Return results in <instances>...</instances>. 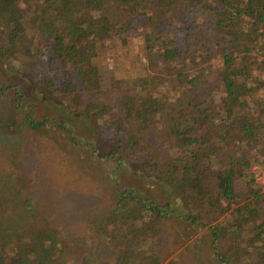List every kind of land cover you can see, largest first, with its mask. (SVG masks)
<instances>
[{"label": "trees", "instance_id": "trees-1", "mask_svg": "<svg viewBox=\"0 0 264 264\" xmlns=\"http://www.w3.org/2000/svg\"><path fill=\"white\" fill-rule=\"evenodd\" d=\"M216 1L221 4L217 12L209 0H0V63L26 73L51 99L45 106L50 110L37 115L36 100L22 86L0 82V264H82L66 229L34 209V172L31 177L23 167L20 152L31 148L42 159L55 151L45 137L50 133L91 157L135 163L142 174L177 187L186 205L183 220L197 230L207 228L218 264H264V216L258 202L264 185H254L246 163L250 151L264 150V104L244 82L254 64L249 62L251 36L264 24V0ZM205 8L217 16L206 30L216 28V44L231 46L220 47L219 99L209 92L192 95L202 80L199 74L187 79L177 72L178 88L185 85L191 93L179 103L147 77L105 85L96 60L114 39L140 28L145 50L168 66L185 57L195 64V50L205 53L207 61L209 35L199 22ZM242 17L250 34L228 41L223 32L236 28ZM208 73L202 70L203 76ZM248 94L254 105L240 115ZM214 112L219 119L212 129ZM76 120L96 136V143L77 136L68 123ZM238 180L244 181L243 193ZM232 204H239L232 210L235 216L221 221ZM174 212L173 201L118 190L109 211L88 226L92 238L103 239L116 252L113 264H132L148 239L159 244L169 233L167 222ZM146 260L162 264L164 258Z\"/></svg>", "mask_w": 264, "mask_h": 264}, {"label": "rangeland", "instance_id": "rangeland-1", "mask_svg": "<svg viewBox=\"0 0 264 264\" xmlns=\"http://www.w3.org/2000/svg\"><path fill=\"white\" fill-rule=\"evenodd\" d=\"M209 3L213 6L214 12L220 10L221 4L216 0H209ZM198 8L201 12V7L198 6ZM214 12L205 8V12L199 17V22L205 24L204 28L216 21L217 16ZM246 20L242 17L236 28H228L223 32L228 41L235 39L239 34H250V24ZM173 23L169 18L168 24L173 25ZM142 29L114 39V45L96 60L102 69L107 87L147 77L149 83L155 81L159 86L161 85V91L170 94L171 99H175L178 103L180 100L185 101L183 97H187L191 93L195 97L200 92H209L212 93L213 99L220 98L222 89L216 78L217 70L223 67L220 47L230 50L231 46L229 43L223 44L221 41L219 45L216 44L218 35L216 28L211 31H207L205 28L210 42L208 47L210 57L207 61H203L202 54L205 53L199 54L195 50L193 52L195 64H190L191 58L185 57V59L174 62L171 66L164 64L161 59L157 58V54H148L144 43L145 31L141 32ZM256 29L255 34L251 36L254 39L249 53V62L254 64L250 76L244 82L256 100L264 104V24H259ZM153 51H157L156 46ZM231 52L233 56H241L237 50H231ZM203 69L209 72L205 76L202 75ZM177 72H182L187 76V79H192L199 74L201 76L199 79L202 80L198 81L196 90L190 93L185 85L178 88ZM0 82L22 86L25 95L31 100H36L37 115L50 110L45 106L51 102V99L42 96L26 73H16L6 64L0 63ZM178 95L180 97L177 99ZM39 97H41L40 100L37 99ZM252 105H254L253 98L248 94L240 115L246 114L247 109ZM49 113H53V111ZM218 119L219 114L214 112L209 128L213 129L214 122ZM71 122L68 123L73 125L77 136L96 143V136L85 131L79 121ZM12 129L10 131H13ZM45 137L53 144L55 153L51 152L48 157L38 159L31 148V151L26 149L20 152L23 157L24 169L30 173L31 177L34 172L35 180L32 185L34 209L61 231L66 229L70 246L79 247L77 248V260L82 264H113L112 261L117 258L116 252L103 239L92 238L88 225L90 221L99 219L109 211L118 190L132 189L159 202L173 201L175 206V212L167 222L169 233L162 235L164 238L159 244L153 238L148 239L145 246H142L140 252L136 254L132 264H146L147 260L145 261V259L151 255H161L164 258L162 264L170 261L175 264H218L210 249L211 238L207 228L197 230L183 220L186 205L177 187L168 186L163 181L161 183L154 177L142 174L137 170L135 163H128V161L117 164L108 159H97L91 157L86 149L69 145L63 136L50 133ZM5 153L9 158L10 153L7 150ZM246 156L248 174L253 179L254 167L264 171V150L253 149ZM253 182L257 188H260L254 180ZM243 185L244 181L238 180L237 186L242 193L245 192ZM258 202L262 216H264V188L260 189ZM238 205L232 204L230 210L221 216L220 220L227 219L230 222L235 216L232 210ZM7 212L11 214L10 211ZM246 235L250 236V233ZM73 248H71L72 251Z\"/></svg>", "mask_w": 264, "mask_h": 264}, {"label": "built area", "instance_id": "built-area-1", "mask_svg": "<svg viewBox=\"0 0 264 264\" xmlns=\"http://www.w3.org/2000/svg\"><path fill=\"white\" fill-rule=\"evenodd\" d=\"M253 179L257 185H264V171L253 168Z\"/></svg>", "mask_w": 264, "mask_h": 264}]
</instances>
